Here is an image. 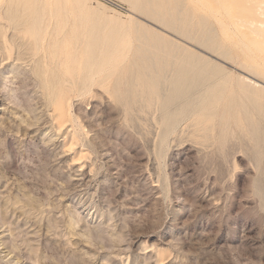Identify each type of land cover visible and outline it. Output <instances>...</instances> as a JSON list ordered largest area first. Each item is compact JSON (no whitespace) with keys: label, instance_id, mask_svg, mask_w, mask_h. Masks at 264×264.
<instances>
[{"label":"rangeland","instance_id":"obj_1","mask_svg":"<svg viewBox=\"0 0 264 264\" xmlns=\"http://www.w3.org/2000/svg\"><path fill=\"white\" fill-rule=\"evenodd\" d=\"M29 1L49 30L74 27L82 77L89 56L97 65L94 85L60 81L48 51L17 50L0 14V264H264V74L252 78L249 37L223 40L217 6L200 0L152 3L186 32L214 29L222 52L153 20L147 0ZM143 42L178 45L213 74L150 97L134 88Z\"/></svg>","mask_w":264,"mask_h":264},{"label":"bare ground","instance_id":"obj_2","mask_svg":"<svg viewBox=\"0 0 264 264\" xmlns=\"http://www.w3.org/2000/svg\"><path fill=\"white\" fill-rule=\"evenodd\" d=\"M143 1V0H142ZM156 1V0H155ZM242 3H238L239 0H212L213 4L206 0H200V8L201 10H207L209 8L212 10V6H217L213 13L217 23L218 27L220 28L221 37L223 40L231 41L233 39V36L236 37H245L248 36L249 39L245 44H240V47L242 49H247L251 51H256L258 53V57H255L251 59L250 64V71H252V78L261 77L264 74V0H241ZM134 2V1H131ZM140 2V1H138ZM168 2V1H165ZM236 2L239 4H236ZM136 3V2H135ZM143 3V2H142ZM170 3V2H169ZM138 6V5H137ZM136 6V7H137ZM141 7L146 8V10L150 13L153 20L160 22L162 24H165L169 26L173 31H175L178 34H181L185 36V38H195L196 34L192 32H186L183 30L184 26L182 23H175L173 15L167 12L166 14L162 12V7L159 5H155L152 3V0H147ZM177 7V6H175ZM181 7V4H180ZM179 8V7H178ZM165 9V8H164ZM183 9V8H182ZM181 11H179L180 13ZM0 14H2V18L6 20L7 22V28L12 32L13 39H18L19 41V47L17 50L22 47L24 51H27L29 55L35 56L40 51H48L49 58L53 61L54 68L56 67L57 72L59 73L61 80L63 82L67 83H76V79H82V83H86L87 81L93 82L94 74H92L91 69L97 65V63L90 58V56L87 58V61L89 63L87 64V73L85 77H82V74L85 70V67L83 64V59H86V56L83 55L85 50L82 52L78 50V38L74 35L72 29L70 28V31L66 29L64 23L60 22H53V30H49V25L45 20V14L44 16H35L36 14L31 8L30 1L29 0H0ZM58 14V13H57ZM43 15V14H42ZM168 15V16H167ZM204 16V15H203ZM202 16V17H203ZM45 17V18H44ZM205 17V16H204ZM83 20V18H82ZM207 20V19H205ZM74 21V20H73ZM72 21V22H73ZM78 21V20H77ZM85 21V20H83ZM82 21V22H83ZM201 21V20H200ZM208 21V20H207ZM215 22V21H214ZM80 23V21H79ZM203 24V22H201ZM205 23V22H204ZM52 24V23H51ZM73 24V23H71ZM207 24V23H206ZM210 24V23H209ZM164 25V26H165ZM201 25V24H200ZM82 26V25H80ZM206 26V25H205ZM204 28H208L207 26ZM213 26V25H212ZM84 27V26H83ZM210 27V26H209ZM5 28V27H4ZM200 28V27H198ZM77 29V28H76ZM202 29V28H201ZM195 30V29H194ZM206 30V29H203ZM209 30V29H208ZM207 30V32H208ZM202 31V30H201ZM214 29L210 33L204 34L201 32L199 36H196L198 38V41L205 46H210L213 50L220 49L219 45H221V42L217 39L215 34L213 33ZM81 32V31H80ZM198 32L199 29H198ZM5 33L3 32V28L0 26V34ZM84 34V32H82ZM6 34V33H5ZM76 34V33H75ZM78 34V32H77ZM81 36V35H80ZM86 36V35H85ZM179 36V35H178ZM82 37V36H81ZM80 37V38H81ZM88 37V36H87ZM157 40L160 42L163 41V38L161 36L156 37ZM11 40V39H10ZM81 40V39H80ZM86 40V39H85ZM133 41V40H132ZM196 41V39H195ZM10 42V41H9ZM17 42V41H15ZM82 42V41H81ZM87 42V41H86ZM104 42V41H103ZM149 42V41H148ZM166 41H164L165 43ZM198 42V43H199ZM241 42V41H240ZM124 43V42H123ZM136 43V42H135ZM15 44V43H14ZM143 45L140 46L139 50H137V59L139 60V64L141 69L138 71L140 74V77L143 78L141 80H147V82H143L141 80H138L134 88L136 87L138 91L140 90H149L150 97L157 96L161 87L163 85L172 86L171 91L174 94H178L179 91H183L184 89L190 87H196L198 82L202 79H209L212 74H207V67L206 63L200 62V57H194L191 62L186 61V57L183 61H181V56L178 57V52L181 49L178 45H175L172 50H167L166 46H158L156 44H150V43H142ZM149 44V45H148ZM234 44V43H233ZM85 45V44H84ZM123 45V44H121ZM128 45V44H127ZM141 45V44H140ZM226 45V44H225ZM235 45V44H234ZM120 46V45H119ZM86 47V46H85ZM132 47V46H131ZM130 47V48H131ZM168 47V46H167ZM236 47V46H235ZM238 47V46H237ZM239 47V48H240ZM99 48V46H98ZM104 48V47H103ZM112 48V47H111ZM238 48V49H239ZM115 49V48H114ZM133 49V48H132ZM138 49V47H136ZM211 49V50H212ZM120 50V49H118ZM116 52H119V51ZM125 50V49H124ZM123 50V51H124ZM246 50V53H248ZM42 51V52H43ZM87 51V50H86ZM101 51V50H100ZM23 52V51H22ZM104 53V51H102ZM115 52V53H116ZM127 52V51H126ZM218 53V51H215ZM222 52V51H221ZM114 53V54H115ZM180 53V52H179ZM193 53V52H192ZM87 54V53H86ZM101 54V52H99ZM216 54V53H213ZM224 54V53H223ZM252 54V53H251ZM41 55V54H39ZM45 55V54H44ZM108 55V54H107ZM120 55V54H118ZM117 55V56H118ZM124 55V54H123ZM183 55V54H182ZM217 55V54H216ZM215 55V56H216ZM14 56H16L14 54ZM95 56V55H94ZM100 56V55H99ZM111 56V55H110ZM109 56V57H110ZM116 56V57H117ZM224 56V55H222ZM42 57V56H41ZM45 57V56H44ZM85 57V58H84ZM115 55L113 56V58ZM122 57V56H121ZM248 57V56H247ZM246 57V58H247ZM112 58V59H113ZM126 58V57H125ZM128 58V57H127ZM191 58V57H190ZM189 58V59H190ZM32 59V58H31ZM30 59V60H31ZM35 59V58H34ZM41 59V58H40ZM38 59V62L39 60ZM95 59V58H94ZM99 59V58H98ZM120 59V57H119ZM134 59V57H133ZM226 59V58H225ZM16 60V59H15ZM17 60H21V57H19ZM110 60V59H109ZM117 60V59H115ZM127 60V59H126ZM188 60V58H187ZM23 61V60H22ZM28 61V60H27ZM25 61V62H27ZM42 61L43 58H42ZM48 61V58H47ZM124 61V59H123ZM129 61V60H128ZM134 61V60H133ZM16 62V61H15ZM98 62V61H97ZM108 62V61H107ZM109 62H112L111 60ZM29 63V61H28ZM33 63V62H32ZM50 63V62H49ZM48 63V64H49ZM117 63V62H116ZM114 62V64H116ZM132 62H130L131 64ZM208 63V62H207ZM35 64V63H34ZM33 64V65H34ZM105 63L100 62L98 64V67L101 68L104 66ZM111 64V63H110ZM110 64L108 65L110 67ZM123 64V63H122ZM135 64V63H134ZM133 64V66H134ZM211 64V63H210ZM36 65V64H35ZM51 65V64H50ZM49 65V66H50ZM118 64H116L117 66ZM120 65V64H119ZM118 65V66H119ZM125 65V61H124ZM38 66V64H37ZM40 66V65H39ZM46 66V65H45ZM86 66V65H85ZM114 66V65H113ZM115 66V67H116ZM217 66V64H216ZM35 67V66H34ZM41 67V66H40ZM108 67V68H109ZM125 67V66H124ZM137 67V66H136ZM51 68V67H50ZM53 68V69H54ZM107 68V69H108ZM113 68V67H110ZM123 68V66L121 67ZM120 68V69H121ZM134 68V67H133ZM217 68V67H216ZM215 68V69H216ZM245 68V67H244ZM104 69V68H103ZM106 69V70H107ZM214 69V66H213ZM212 69V70H213ZM246 69V68H245ZM52 70V68H51ZM55 70V69H54ZM109 70V69H108ZM113 70H117L116 68ZM129 70V69H128ZM135 70V69H134ZM133 70V71H134ZM210 70V71H212ZM50 71V70H49ZM53 71V70H52ZM56 71V70H55ZM111 71V70H110ZM119 71V70H117ZM37 72V70H36ZM39 73V72H38ZM42 73V72H41ZM47 73V72H46ZM55 73V72H54ZM103 73H106L103 72ZM100 74V75H103ZM108 73V72H107ZM118 73V72H117ZM135 73V72H134ZM174 74L175 79L171 82L167 78L169 74ZM210 73V72H209ZM56 74V73H55ZM54 74V75H55ZM81 74V75H80ZM97 73H95L96 75ZM249 74V73H248ZM43 75V73H42ZM52 75V74H51ZM80 75V76H79ZM100 75L98 77V74L96 75L98 79L100 78ZM114 75V74H113ZM111 75V76H113ZM128 75V74H127ZM126 75V76H127ZM138 75V73H137ZM46 76V75H45ZM134 76V74H133ZM81 77V78H80ZM123 77V76H122ZM117 78V77H115ZM124 78V77H123ZM129 78V77H128ZM135 78V77H134ZM133 78V79H134ZM174 78V77H173ZM249 78V77H248ZM94 79V80H93ZM120 79V78H119ZM139 79V78H138ZM251 79V78H250ZM56 80V79H55ZM76 80V81H75ZM105 80V79H104ZM187 80L191 83L186 85ZM201 80V81H202ZM44 81V80H43ZM51 81V80H50ZM58 81V80H57ZM98 81V80H97ZM103 81V80H102ZM109 81V79H108ZM111 81V80H110ZM117 81V80H116ZM134 81V80H133ZM46 82V81H45ZM44 82V83H45ZM101 82V81H100ZM132 82V81H131ZM220 82V81H218ZM244 82L249 84H254V86H257V84L251 80L244 79ZM252 82V83H251ZM56 83V82H55ZM54 83V84H55ZM60 83V82H59ZM62 83V82H61ZM79 83V82H78ZM108 84V82H105ZM111 83V82H110ZM109 83V85H110ZM211 83V82H210ZM43 84V82H42ZM104 84V83H102ZM116 84V82H115ZM132 84V83H131ZM200 84V83H199ZM207 84V83H206ZM225 84V83H224ZM50 87L52 86L49 84ZM80 84H78L79 86ZM88 85V84H87ZM91 85V84H90ZM89 85V86H90ZM94 85V82H93ZM96 85V84H95ZM106 85V84H105ZM107 85V86H109ZM127 85V84H126ZM46 86V84L44 85ZM48 86V85H47ZM76 86V85H75ZM103 86V85H102ZM189 86V87H188ZM260 86V85H259ZM55 87V85H54ZM85 87V85H84ZM100 87V86H99ZM120 87V86H119ZM170 87V86H169ZM222 87V86H221ZM246 87V86H245ZM252 87V85L249 86V88ZM258 87V86H257ZM256 87V89H258ZM261 87V86H260ZM259 87V88H260ZM49 88V87H48ZM82 88V86H81ZM90 88V87H89ZM89 88L87 90H89ZM102 88V87H101ZM100 88V89H101ZM209 88V87H208ZM255 88V87H254ZM262 88V87H261ZM52 89V88H51ZM76 89V88H75ZM119 89V88H118ZM126 89V88H125ZM199 90V88H197ZM253 89V87H252ZM48 90V89H47ZM54 90V88L52 89ZM66 90V89H65ZM85 90V89H84ZM83 90V92H84ZM87 90H85L87 92ZM92 90V88H91ZM104 90V89H103ZM263 92V88L261 89ZM50 91V88H49ZM48 91V93H49ZM115 91V90H114ZM127 91V90H126ZM197 91V90H196ZM242 91V90H241ZM68 92V91H67ZM120 92V91H119ZM137 92V91H136ZM161 92V91H160ZM170 92V90H169ZM184 92V91H183ZM52 93V92H50ZM57 93V92H56ZM59 93V92H58ZM66 93V92H65ZM171 93V92H170ZM169 93V94H170ZM162 94V93H161ZM167 94V92H166ZM173 94V95H174ZM181 94V93H180ZM211 94V93H210ZM248 94V93H247ZM51 95V94H50ZM56 96V94H54ZM58 95V94H57ZM192 95V92H191ZM190 95V96H191ZM255 95V94H254ZM128 96V95H127ZM139 96V95H138ZM137 96V98H138ZM178 96V95H177ZM209 96V95H208ZM206 96V97H208ZM214 96V95H213ZM147 97V96H146ZM164 97V96H162ZM121 98V97H120ZM159 98V97H158ZM168 98V97H167ZM174 96H172V99ZM192 98V97H191ZM211 98V97H210ZM56 99V98H55ZM124 99V98H123ZM145 99V98H144ZM153 99V98H152ZM151 99V100H152ZM157 99V97H156ZM176 100V96H175ZM180 100V99H178ZM211 100V99H210ZM49 101V100H48ZM171 101V98L169 99ZM193 101V100H192ZM205 101V100H204ZM147 102V101H146ZM164 102V101H163ZM172 102V101H171ZM170 102V103H171ZM179 102V101H178ZM168 103V102H167ZM194 103V101H193ZM53 104V102H52ZM196 104V103H195ZM162 105V104H161ZM164 106L166 104H163ZM162 105V106H163ZM170 105V104H169ZM168 105V107H169ZM174 105V104H172ZM53 106V105H52ZM171 106V105H170ZM180 106V105H179ZM167 107V108H168ZM172 107V106H171ZM170 107V108H171ZM200 107V106H199ZM175 108V107H174ZM183 108V106H182ZM201 108V107H200ZM199 108V109H200ZM187 109V108H186ZM191 109V108H190ZM179 110V109H178ZM213 110V109H212ZM183 111V110H182ZM191 111V110H190ZM170 112V111H169ZM182 113V112H181ZM180 113V114H181ZM167 114V113H166ZM174 114V113H173ZM171 114V115H173ZM185 115V113H183ZM169 115V114H168ZM175 115V114H174ZM188 115V114H187ZM178 116V115H177ZM197 116V115H196ZM179 118V117H176ZM175 118V121H176ZM184 118V117H183ZM167 118H165L166 120ZM172 118L170 119V121ZM174 121V122H175ZM167 122V121H166ZM178 122V121H177ZM170 124V123H169ZM176 123H172L171 125H175ZM176 127V126H174ZM173 129V128H172ZM176 129V128H175Z\"/></svg>","mask_w":264,"mask_h":264}]
</instances>
